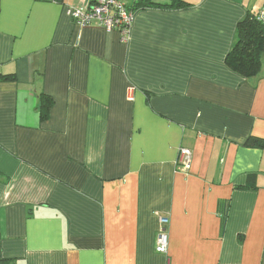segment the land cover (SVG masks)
<instances>
[{
    "label": "crops",
    "instance_id": "0c3cea01",
    "mask_svg": "<svg viewBox=\"0 0 264 264\" xmlns=\"http://www.w3.org/2000/svg\"><path fill=\"white\" fill-rule=\"evenodd\" d=\"M185 1L138 10L124 43L67 15L90 0H0L7 264H264V55L251 77L227 62L264 0Z\"/></svg>",
    "mask_w": 264,
    "mask_h": 264
},
{
    "label": "trees",
    "instance_id": "16d2710c",
    "mask_svg": "<svg viewBox=\"0 0 264 264\" xmlns=\"http://www.w3.org/2000/svg\"><path fill=\"white\" fill-rule=\"evenodd\" d=\"M149 7L177 10L190 7V4L185 0H170L166 4L160 3L158 0H137L134 5L127 7V9L135 14L138 10ZM258 12L238 25L237 42L227 57L229 65L245 77L255 76L260 72L261 58L264 55V23L258 20ZM52 105L51 98L45 95L40 97L39 111L42 120L48 119ZM246 145L264 149V140L253 137L247 141ZM0 264H7V261L1 256V237Z\"/></svg>",
    "mask_w": 264,
    "mask_h": 264
},
{
    "label": "built area",
    "instance_id": "2783aa9c",
    "mask_svg": "<svg viewBox=\"0 0 264 264\" xmlns=\"http://www.w3.org/2000/svg\"><path fill=\"white\" fill-rule=\"evenodd\" d=\"M67 15L79 27H87L92 24H100L107 31H117L124 43L130 39L131 27L135 14L127 9L122 0H90L87 10L68 7ZM257 18L264 23V7L258 12ZM192 152L187 148H181L177 160V171L187 174L191 170ZM169 219L160 218V230L157 236L156 252L167 256L169 253Z\"/></svg>",
    "mask_w": 264,
    "mask_h": 264
},
{
    "label": "rangeland",
    "instance_id": "374dc122",
    "mask_svg": "<svg viewBox=\"0 0 264 264\" xmlns=\"http://www.w3.org/2000/svg\"><path fill=\"white\" fill-rule=\"evenodd\" d=\"M125 2H126V3H130V2H131V0H125Z\"/></svg>",
    "mask_w": 264,
    "mask_h": 264
}]
</instances>
